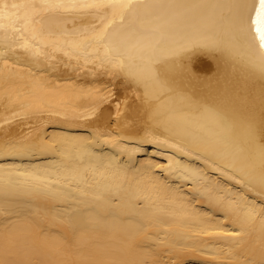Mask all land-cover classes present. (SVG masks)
<instances>
[{
  "label": "bare ground",
  "instance_id": "bare-ground-1",
  "mask_svg": "<svg viewBox=\"0 0 264 264\" xmlns=\"http://www.w3.org/2000/svg\"><path fill=\"white\" fill-rule=\"evenodd\" d=\"M259 0H0V264H264Z\"/></svg>",
  "mask_w": 264,
  "mask_h": 264
},
{
  "label": "snow or ice",
  "instance_id": "snow-or-ice-1",
  "mask_svg": "<svg viewBox=\"0 0 264 264\" xmlns=\"http://www.w3.org/2000/svg\"><path fill=\"white\" fill-rule=\"evenodd\" d=\"M259 5L260 10L252 23L256 26V31L260 33L261 39L264 40V0H259Z\"/></svg>",
  "mask_w": 264,
  "mask_h": 264
}]
</instances>
